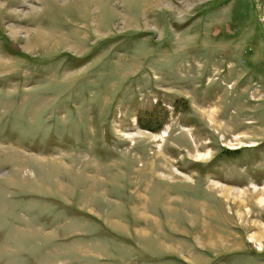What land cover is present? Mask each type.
Instances as JSON below:
<instances>
[{
    "label": "rangeland",
    "instance_id": "374dc122",
    "mask_svg": "<svg viewBox=\"0 0 264 264\" xmlns=\"http://www.w3.org/2000/svg\"><path fill=\"white\" fill-rule=\"evenodd\" d=\"M261 199L264 0H0V264H264Z\"/></svg>",
    "mask_w": 264,
    "mask_h": 264
},
{
    "label": "bare ground",
    "instance_id": "6f19581e",
    "mask_svg": "<svg viewBox=\"0 0 264 264\" xmlns=\"http://www.w3.org/2000/svg\"><path fill=\"white\" fill-rule=\"evenodd\" d=\"M77 11V10H76ZM6 13V12H5ZM20 23V22H19ZM31 23V22H30ZM25 24V23H24ZM17 28V27H16ZM239 107V106H238ZM237 107V108H238ZM205 115L207 116V118L211 121L212 125L214 128H217L219 130V132H223L224 134L230 135L231 133H233V131L231 129H229V126L227 123L226 124H220L218 122L219 119V114L218 111L215 110H204ZM230 124V123H229ZM233 128V127H232ZM234 130V129H233ZM258 130V129H257ZM166 135V132H163L161 134V136H159V138L163 139L164 136ZM240 138V137H237ZM238 140V139H237ZM242 143V142H241ZM240 199V198H239ZM242 201V200H241ZM259 202V201H258ZM261 204H264V201L261 199Z\"/></svg>",
    "mask_w": 264,
    "mask_h": 264
}]
</instances>
